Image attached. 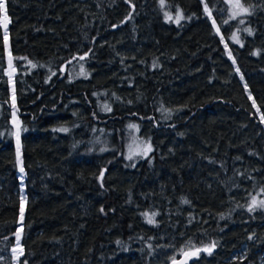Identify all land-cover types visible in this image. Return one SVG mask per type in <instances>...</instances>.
I'll use <instances>...</instances> for the list:
<instances>
[{
    "label": "trees",
    "instance_id": "obj_1",
    "mask_svg": "<svg viewBox=\"0 0 264 264\" xmlns=\"http://www.w3.org/2000/svg\"><path fill=\"white\" fill-rule=\"evenodd\" d=\"M243 2L5 0L0 264L20 233L19 264H264V0ZM133 126L152 147L135 162Z\"/></svg>",
    "mask_w": 264,
    "mask_h": 264
},
{
    "label": "rangeland",
    "instance_id": "obj_2",
    "mask_svg": "<svg viewBox=\"0 0 264 264\" xmlns=\"http://www.w3.org/2000/svg\"><path fill=\"white\" fill-rule=\"evenodd\" d=\"M164 1L165 0H163V2ZM226 2H227L226 4L228 7L230 19H239L248 14V9L244 5L243 0H226ZM0 6H1V11H2V26L4 28V38H5V42L7 46V51L10 53L9 35H8L9 19L6 13L5 0H1ZM163 9L167 17L165 19L168 22H172L174 24H180L186 18L181 10L172 11L167 7L166 4H164ZM169 17H171V19H169ZM215 28L217 30L218 35L222 38L223 42L228 47L227 37L224 35L221 29L218 28L217 24H215ZM231 35L232 36L230 37V40L232 42L234 41L236 43H239L238 45L242 46L243 42L240 37V33L235 31ZM232 37H235V39ZM236 70L238 71L237 67H236ZM7 75L9 76V80L12 85L11 89L14 90L13 84H14V80L16 76V69L11 68L10 70L7 71ZM242 80L244 79L242 78ZM251 99H252L255 109L258 111L259 110L258 106L256 105L252 97ZM12 115H13L12 117V125H13L12 137H13L15 148H16V161H17V171H18V178H19V190L21 194L24 196L25 195V169H24V164H23V159H22V150H21V138H22L23 128H22V123L18 115L15 112ZM260 116L262 117L261 114ZM151 150H152V147L150 143L140 136L138 128L135 126L131 127V134L126 144L125 152H124L125 159L128 161L135 162L140 158L147 157L150 154ZM21 169L23 170L21 171ZM262 202H264V196H260V195L255 196L254 199L251 201L252 209L261 208V206H264L262 205ZM23 214H24V202H23V209L20 215L21 221L23 219ZM21 229L22 227L19 230ZM197 254L198 252L187 253V255H190L193 258H195ZM22 255H23V247H22L21 233H20L17 237L16 245L13 249V256H14V262H15L14 264H19V261Z\"/></svg>",
    "mask_w": 264,
    "mask_h": 264
},
{
    "label": "water",
    "instance_id": "obj_3",
    "mask_svg": "<svg viewBox=\"0 0 264 264\" xmlns=\"http://www.w3.org/2000/svg\"><path fill=\"white\" fill-rule=\"evenodd\" d=\"M194 258L190 255H183L179 259H177L173 264H192Z\"/></svg>",
    "mask_w": 264,
    "mask_h": 264
},
{
    "label": "snow or ice",
    "instance_id": "obj_4",
    "mask_svg": "<svg viewBox=\"0 0 264 264\" xmlns=\"http://www.w3.org/2000/svg\"><path fill=\"white\" fill-rule=\"evenodd\" d=\"M162 3H163V0H162ZM169 19H171V17H169ZM234 39H235V37H233ZM64 130H66V129H64ZM23 169H21V171H22ZM255 203V202H254ZM262 205H264V202H262ZM250 211H251V208L249 209ZM149 223H153L154 221L151 219V218H149V221H148Z\"/></svg>",
    "mask_w": 264,
    "mask_h": 264
}]
</instances>
